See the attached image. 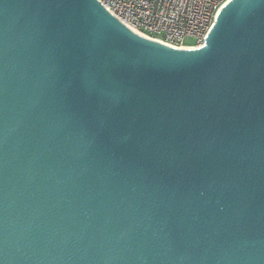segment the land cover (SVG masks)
I'll return each mask as SVG.
<instances>
[{
    "label": "water",
    "instance_id": "1",
    "mask_svg": "<svg viewBox=\"0 0 264 264\" xmlns=\"http://www.w3.org/2000/svg\"><path fill=\"white\" fill-rule=\"evenodd\" d=\"M0 264H264V0L192 47L0 0Z\"/></svg>",
    "mask_w": 264,
    "mask_h": 264
},
{
    "label": "built area",
    "instance_id": "2",
    "mask_svg": "<svg viewBox=\"0 0 264 264\" xmlns=\"http://www.w3.org/2000/svg\"><path fill=\"white\" fill-rule=\"evenodd\" d=\"M134 30L175 47L199 46L228 0H99ZM192 37L194 43H186Z\"/></svg>",
    "mask_w": 264,
    "mask_h": 264
},
{
    "label": "rangeland",
    "instance_id": "3",
    "mask_svg": "<svg viewBox=\"0 0 264 264\" xmlns=\"http://www.w3.org/2000/svg\"><path fill=\"white\" fill-rule=\"evenodd\" d=\"M185 42L186 43H194L195 42V39L192 38V37H188V38L185 39Z\"/></svg>",
    "mask_w": 264,
    "mask_h": 264
}]
</instances>
